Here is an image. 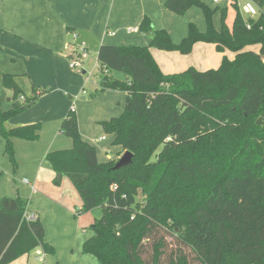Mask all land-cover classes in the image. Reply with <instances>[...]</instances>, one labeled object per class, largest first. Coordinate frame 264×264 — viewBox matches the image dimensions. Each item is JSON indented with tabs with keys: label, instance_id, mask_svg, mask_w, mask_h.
<instances>
[{
	"label": "trees",
	"instance_id": "obj_1",
	"mask_svg": "<svg viewBox=\"0 0 264 264\" xmlns=\"http://www.w3.org/2000/svg\"><path fill=\"white\" fill-rule=\"evenodd\" d=\"M255 3L253 18L233 0L236 16L229 27L227 8L166 0L165 9L179 16L199 8L206 32L190 24L187 37L175 44L167 31L144 18L138 32L149 36V47H100L102 90L126 94L123 114L100 125L115 136V146L133 154V162L119 170L114 169L117 160L101 162L97 149L83 139L72 109L61 132L73 148L46 156L56 173L54 185L61 186L66 177L78 192L83 205L77 216L102 211L90 227L84 255L99 264H264V0ZM217 13L220 29L214 24ZM197 43L235 58L225 56L217 69L164 75L150 51L186 56ZM112 71L123 73L126 81L111 78ZM0 77L14 98L24 94L14 76ZM34 101L37 97L27 103ZM24 110L16 106L4 112L0 99V132L14 166L12 140L38 141L42 127L8 128ZM28 205L20 197L0 199V264L37 249L55 255L41 221L28 220ZM230 235L247 241L249 249L239 251V241ZM170 238L177 240L176 248Z\"/></svg>",
	"mask_w": 264,
	"mask_h": 264
},
{
	"label": "crops",
	"instance_id": "obj_2",
	"mask_svg": "<svg viewBox=\"0 0 264 264\" xmlns=\"http://www.w3.org/2000/svg\"><path fill=\"white\" fill-rule=\"evenodd\" d=\"M202 1L214 10L227 8V25L232 27L236 16L231 6L233 0ZM246 2L256 4L255 0H238L242 11ZM165 3L166 0H0V30L3 31L0 76L1 73L14 76L24 92L14 98L13 91L3 87L0 77L1 107L4 112L16 106L25 107L21 114L8 121L7 127L42 126L38 141L12 140L16 166L6 154V141L0 132V199L28 200V215L41 221L45 241L55 249V255H45L37 249L12 264H99L96 258L82 252L84 243L93 235L86 231L96 220L93 212L76 215L83 205L78 192L66 177L61 186H55L56 173L46 161V156L53 152L73 148V141L62 134L61 124L72 107L77 106L74 98L86 100L80 93L86 80L72 72V49L76 44L85 48L86 53L80 56L85 62L90 52L98 61V51L103 45L149 47V36L137 31L144 18H148L155 29L167 31L175 44L187 37L190 24L206 32L205 16L199 8L194 7L185 16H179L166 10ZM214 24L217 29L221 28L219 13L215 15ZM252 49L258 52L260 46ZM150 51L164 75L180 74L190 68L217 69L225 56L230 60L235 58L233 53H218L214 45L206 43H197L186 56L154 48ZM94 67L102 68L99 61ZM106 95L110 100L108 103L101 100L100 105L109 109L102 107L97 117L88 113V118L91 117L88 125L87 121L82 123L87 117L82 103L75 108L82 137L90 144L96 138L95 135L89 137L94 130L97 139L100 138L101 122L117 118L124 111L125 93L113 91ZM33 97H37V101L27 103ZM109 145L107 142L106 153H110ZM121 150L108 161H102L97 150L99 160L106 163L120 159Z\"/></svg>",
	"mask_w": 264,
	"mask_h": 264
},
{
	"label": "rangeland",
	"instance_id": "obj_3",
	"mask_svg": "<svg viewBox=\"0 0 264 264\" xmlns=\"http://www.w3.org/2000/svg\"><path fill=\"white\" fill-rule=\"evenodd\" d=\"M84 50L85 48H81V45L76 44L75 47L72 49L73 52V62L72 63H78L79 66L75 69L72 70V72H74V74L76 75H80L84 78V80H86L85 86H82L83 90L80 92L82 96H84L86 98L85 101H81L80 97L75 99L74 101L76 102V107H79L80 103H82V105L84 106V110L86 111V113L84 114L85 116H87V114H91L92 116L97 117L98 110H101L102 107H105L106 110L109 109V106H101L100 102L101 100H103L105 103H108V101L110 100V97H108V95H106L109 92H113V90H102V81L103 78L105 77V75H103L101 73V67L102 65L99 63L100 68H95L94 65L98 62L95 54H93L92 52H90V57L88 61L83 62L82 59L80 58L81 55L84 54ZM86 71L87 74L84 76L82 75V72ZM111 78L114 79H119L121 81H126V77L123 73L121 72H117V71H112L110 74H108ZM117 92H121V91H117ZM123 93V92H121ZM74 106V108H76ZM119 107V106H117ZM76 110V109H75ZM123 114V113H122ZM121 114V115H122ZM120 115V116H121ZM102 118V117H100ZM79 119V118H78ZM91 117L88 116L82 121V123L84 121H87V125L90 122ZM102 130H100L99 132V137L101 138L102 136L105 137V139H101L100 138L97 139V131L94 130L93 134H90L89 137L95 135L96 138H94L92 140V145L98 150L100 151V155H101V160L102 161H108L111 160L112 157H114L117 154V150H121V148L119 146H115L113 144L114 140H115V136L112 134H107L103 128H101ZM82 135V134H81ZM97 139V140H96ZM107 142L110 143V153H106V149L105 146L107 145ZM122 151V150H121ZM124 155L123 151L121 153L120 159L122 158V156ZM117 159V162L120 160ZM116 161V160H115ZM69 180V179H68ZM70 181V180H69ZM71 182V181H70ZM72 184V183H71ZM93 212V217H95L96 219L101 217V213L102 211L100 209H95ZM88 233H92V230L90 229V227H88V230H86ZM236 234V233H233ZM195 238H198V236L195 234L194 235ZM230 239H233L234 242H236L237 240H244V239H239L238 237H236V235H230ZM170 243L172 244L173 248H176L177 245V240L175 239H171L170 238ZM193 244H196L197 241L193 240ZM247 242V241H246ZM244 241H239L237 243V249H239V251L244 252L247 251V249H249L250 246L247 245V243ZM151 252H148L146 255H144V257L150 258Z\"/></svg>",
	"mask_w": 264,
	"mask_h": 264
},
{
	"label": "built area",
	"instance_id": "obj_4",
	"mask_svg": "<svg viewBox=\"0 0 264 264\" xmlns=\"http://www.w3.org/2000/svg\"><path fill=\"white\" fill-rule=\"evenodd\" d=\"M243 10H244V12L248 15V16H250V17H257L258 16V10H257V8H256V6H255V4L254 3H252V2H246L245 4H244V6H243ZM248 28H250V26H248ZM130 32H135L136 30H129ZM138 31V30H137ZM86 53V51L84 50V54ZM79 66V64L78 63H72L71 64V68H73V69H75V68H77ZM22 99H24L23 97H22ZM72 110L73 111H75V108L74 107H72ZM104 139V138H103ZM26 184H28L29 182L27 181V180H25L24 181ZM28 220H33V219H35V217H33V216H29L28 215Z\"/></svg>",
	"mask_w": 264,
	"mask_h": 264
},
{
	"label": "water",
	"instance_id": "obj_5",
	"mask_svg": "<svg viewBox=\"0 0 264 264\" xmlns=\"http://www.w3.org/2000/svg\"><path fill=\"white\" fill-rule=\"evenodd\" d=\"M133 154L131 152H125L122 158L117 162L114 169L119 170L121 168H124L133 162Z\"/></svg>",
	"mask_w": 264,
	"mask_h": 264
}]
</instances>
